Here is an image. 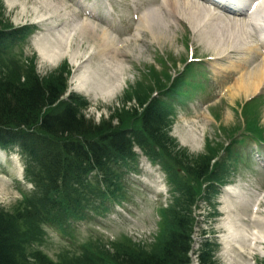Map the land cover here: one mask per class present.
I'll return each instance as SVG.
<instances>
[{
  "label": "trees",
  "instance_id": "obj_1",
  "mask_svg": "<svg viewBox=\"0 0 264 264\" xmlns=\"http://www.w3.org/2000/svg\"><path fill=\"white\" fill-rule=\"evenodd\" d=\"M23 80L0 77V131L9 133L4 138L0 135V145L5 140H14L18 129L22 146L28 148V155L37 167L45 169L46 178L41 181L40 199L30 202L31 208H26V212L10 215L0 210V264H53L32 247L43 240L40 227H58L67 213L75 210L79 199L85 200L94 213L105 211L113 202L119 204L121 181L113 170L116 164L133 160L134 146L140 147L148 157H155L171 143L166 140L163 124H158L151 107L137 130L121 127L112 132L110 123L95 126L80 117L76 103L58 104L64 92L61 80L43 82L33 71L26 72ZM207 168V163L195 164L187 171L199 177ZM95 171L102 179L92 182L87 176ZM62 176L66 181L72 180L62 188H71L56 199L54 192L62 189L56 188ZM76 186L84 192L80 198ZM183 189L184 186L179 190V203L176 201L169 209L160 211L166 236H162L165 240L161 245L159 241L163 238L155 239L153 251L141 249L126 238L115 243L117 250L112 253L104 251L99 243L88 242L78 255L62 256L54 264H190L193 201L190 197L183 201L188 194ZM209 249L205 245L200 250V264H214Z\"/></svg>",
  "mask_w": 264,
  "mask_h": 264
},
{
  "label": "rangeland",
  "instance_id": "obj_2",
  "mask_svg": "<svg viewBox=\"0 0 264 264\" xmlns=\"http://www.w3.org/2000/svg\"><path fill=\"white\" fill-rule=\"evenodd\" d=\"M28 7L34 6L37 7L39 12H36L38 15L43 13V5H46V0H27ZM54 2V0H48ZM3 5L2 19L5 21L4 25L6 27L15 25H22V23H31L28 20H32L35 15L33 14L31 17L26 16V18L19 17V6L15 4L12 8L9 6L7 1L1 0ZM174 5L177 7H174ZM158 7L157 5L151 6V8ZM169 7L172 12H179V15H182V12H185L184 6L181 3V0L177 1V3H169ZM162 7L160 6V9ZM156 9V8H155ZM37 10V11H38ZM158 10V9H156ZM163 18L166 19L165 13L166 10L162 9ZM174 15V14H173ZM174 22V21H173ZM21 23V24H18ZM182 23V22H181ZM180 22L175 23L174 26H167L166 29H160L159 31L153 28V31L156 33L157 31V39H153L150 34L143 32L141 27L139 26V34L141 41L140 49L143 52V55L137 59H128V64L125 66L127 71V76H129L130 82H132V78L134 82L139 83L138 94L145 95L149 88H151V82L163 81L164 78L168 79L171 77L177 79V74L182 70L188 60V55L192 51L194 53L193 58L199 59H209L212 58V55L207 53V50L203 48L202 45L197 44L196 41H192L191 38H188L186 33V29L184 28L183 23ZM15 27V26H14ZM16 28V27H15ZM43 36L41 31L33 34V37L29 39V42L26 46H23L21 49H14V52L24 53L23 59L21 62L26 60V66L32 65L35 69L38 70L39 74L42 77H49L50 74H46L52 71L55 66L46 65L43 61L40 54L37 53V47L39 44H44L48 42L51 38L44 37L38 43L36 42L37 37ZM124 38H118V41H123ZM130 42H132V38H128ZM185 42V44H184ZM133 47H131L132 50ZM34 53L38 54V57H33ZM135 56H139L140 53L138 51H133ZM133 54V55H134ZM228 51L224 52L222 55L228 56L230 59L235 60L237 54L228 55ZM241 57V56H240ZM205 61V60H204ZM206 62V61H205ZM132 63H135L132 64ZM206 63H211V61H207ZM57 64V63H56ZM136 66V70L134 71L132 67ZM205 66L209 69V65L205 64ZM256 66V61H252V64H249L248 67ZM37 67V68H36ZM166 67V70H165ZM90 75L92 73H89ZM208 78L210 77V81L212 83L211 89L216 91L217 97L215 102L218 101V108L215 109L219 113V117H213V112L204 109L198 111V113H202L204 122L199 120V125L202 128L203 137L199 145L195 144L193 147L191 145L185 146L182 145L178 139L174 136L175 134L179 135V137L185 134V129L183 128V119L186 121L193 120L192 110H187L179 113L178 118L180 116L181 119H175L174 121V132L171 131V135L178 142V146L181 148H186L190 154L197 153H210L215 152L220 155L225 152L224 148L227 146L229 138L228 132L236 135L243 127L237 125L238 122L241 121L240 116H238V108L237 104L240 105L241 102L245 99V96L239 95L234 98H229V96L225 93L227 89L222 91L224 84L216 80L217 73L213 70L209 72ZM104 73H102L99 77L101 81L104 79ZM94 81L97 80L96 77L91 75ZM231 82V81H230ZM104 84L109 85V83L104 82ZM95 87V86H93ZM110 88V87H107ZM231 92L230 90L228 93ZM83 94V93H81ZM91 94H87L86 101L90 103L89 108L84 110L87 119L94 120L95 122L99 120L108 119L110 115H117L123 125L129 124V121H132L130 118V113L128 107L133 104L125 103L124 98H119L122 93L118 94L114 101L104 97L103 100H96ZM253 95V94H249ZM89 100V101H88ZM117 106L119 108L115 109ZM115 109V111L113 110ZM235 113V116L233 115ZM189 125H192L191 123ZM211 145L213 147L211 150L207 149V146ZM136 168V173H129L125 178V185L122 187L121 194L126 200L123 204L120 205V210L122 211L119 219L116 216L108 215V217L104 220L100 218H96L91 220L89 216H86L82 219L83 223H78L75 227H65L61 228L62 232H52L50 229H46V237L44 239V243L42 245V249L48 254L51 259H56L57 256L69 253L70 255H74L79 252L82 245L91 242L92 244H100L102 249L108 253H112L117 248L115 247V243L120 241L124 237L132 238L136 242H141L140 244H136L141 249L146 251H153L156 247L154 237L161 236L160 226H158L159 219L156 217V213L158 210V206H163L168 203L169 193L165 194L164 192L158 190L159 186L155 183L158 182V178L156 181L153 179L151 175L154 171L157 177H162V173L158 167L152 166L148 164L144 158L141 156L139 160L132 164L131 169ZM151 165V168H150ZM118 172V170H116ZM2 175V176H1ZM124 180V178H123ZM155 184V185H154ZM123 185V184H122ZM121 185V186H122ZM154 186L156 188H154ZM29 192L25 189H17V187L10 185L9 181L5 180L4 172H0V207L4 208L7 212L13 211L18 212L22 209L23 201ZM159 193V194H157ZM197 213L199 216V212L203 209H207L203 203L198 205ZM206 216V213L201 212ZM117 220H116V219ZM115 219V220H113ZM214 225L203 222L201 218V228L202 236L210 237L213 239V234L217 232V226L215 219ZM207 233V234H206ZM200 230L194 235L195 240L197 242L200 239ZM204 234V235H203ZM163 238V237H162ZM165 239H161L160 245L163 244ZM159 245V246H160ZM158 246V247H159ZM221 251V250H220ZM221 253V252H220ZM219 251L216 254L217 262L219 264H226L225 260L220 255ZM237 258L238 255L235 254ZM233 258L235 261H237ZM252 264H264V258L255 257ZM260 261V262H259ZM241 264L239 261H237ZM235 262V264H238ZM259 262V263H258Z\"/></svg>",
  "mask_w": 264,
  "mask_h": 264
},
{
  "label": "bare ground",
  "instance_id": "obj_3",
  "mask_svg": "<svg viewBox=\"0 0 264 264\" xmlns=\"http://www.w3.org/2000/svg\"><path fill=\"white\" fill-rule=\"evenodd\" d=\"M5 1H7L9 6L12 8L15 6V4L21 6L19 7L18 12L20 19L26 18V16L29 15L31 17L33 14L35 17H33L32 20L38 19L44 16H50L52 14L51 11H54V9L49 6L50 3L48 1L47 3L49 5H43L42 9L44 11L41 15L36 13L40 10H38L37 7H34L40 5L34 4L32 7H28L27 3H25L28 2L27 0ZM257 3V9L259 11L255 12L256 16L251 21L248 20L247 24L250 31L247 32L246 28L244 29L241 24L234 26V28L227 27L228 24L225 22L221 23L219 21L220 19H217L220 17L214 16L210 9H203L202 17H200V19H198V21L194 24L193 22L196 20L192 15L196 14V12L200 9V6L190 1L183 2L184 9L187 14L182 12V17H186L187 20L190 19V21H192V24H194L193 28L195 31H197L196 35H198V38L200 40L204 39V43L209 47H215L217 50L216 55L224 53L226 50L225 48L229 50L231 48L232 51L239 49L244 52L243 54H246L243 55L242 58L236 59L235 61L229 60V66L222 69L218 68L221 69L222 74L224 72H231L232 69L234 71H238V74L232 80L233 83L230 85L231 92L228 93L230 97L235 96L237 93L247 96L248 94L253 93L255 90H258L261 85H264V56H260L261 60L258 65L253 68V70L252 68H246L247 63L252 60L247 56V54L257 56L264 52V0H257ZM163 7V9L166 10V13L170 11L168 2ZM174 7L176 6L174 5ZM167 18L169 21H172V19L169 17ZM51 19L52 18H44V20L39 21L44 22ZM140 21L142 22L141 26H143V29H147L149 31H151V27L155 26V24L157 25L162 23V19L158 16V14L156 12L152 13L149 10L141 15ZM66 28L60 31V33L56 34L58 35L56 40L45 43V48L39 50L43 61L53 65L57 61H61L62 58L66 56L67 58L69 57V60L71 63H73L76 75H78L80 71L78 76L87 75L86 70L90 69V66L95 67L96 70H91L96 74L99 73L101 75L102 73H107V76L104 74V79L102 81L100 80V82L95 83L96 86L102 87L103 85L105 88L98 89L97 92L94 93V97H108L111 99L115 91L120 89V86L125 81V77L120 78L125 72L121 63L127 61L131 54L133 55L134 53L128 46L120 49L118 45L114 43L113 38L106 36L105 32L101 31L102 33H97L95 26L81 25L78 29H76V26H73L71 30H66ZM164 29L166 28L164 27ZM74 37H77L75 42L70 44ZM234 45L240 46H235V48H232ZM74 47L79 48L72 51L70 48ZM134 50L140 53L138 57L143 55L140 45L136 44V47L134 46ZM92 74L95 75L94 73ZM78 76H74V79L71 82V84L74 83L73 89H75L78 93L85 92L84 88L90 82V77H86V79H84L83 76H80V78ZM103 81L109 83V85H104ZM194 122L195 120H193L192 124ZM190 132L192 138L186 140L191 142L193 145L195 144L196 146L198 142L201 141L200 137H198V134H196L195 131ZM186 140H182V143L187 144ZM223 225L225 226L223 228H225L226 231H229L231 234V239H223L222 246V249H225L223 253L228 256V254L233 253V245L238 246V244H240V240L243 241L244 238L241 237V235L233 226L230 227L231 224L227 226L226 223H223ZM251 236L255 237L254 234H251ZM262 240H264V238H262ZM246 241L248 242L249 240L246 239Z\"/></svg>",
  "mask_w": 264,
  "mask_h": 264
}]
</instances>
